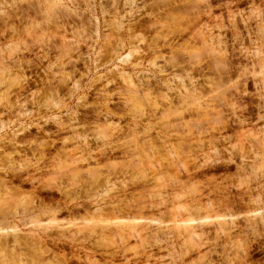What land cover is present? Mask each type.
<instances>
[{
    "label": "rangeland",
    "instance_id": "rangeland-1",
    "mask_svg": "<svg viewBox=\"0 0 264 264\" xmlns=\"http://www.w3.org/2000/svg\"><path fill=\"white\" fill-rule=\"evenodd\" d=\"M0 264H264V0H0Z\"/></svg>",
    "mask_w": 264,
    "mask_h": 264
},
{
    "label": "bare ground",
    "instance_id": "bare-ground-1",
    "mask_svg": "<svg viewBox=\"0 0 264 264\" xmlns=\"http://www.w3.org/2000/svg\"><path fill=\"white\" fill-rule=\"evenodd\" d=\"M45 212V211H44ZM47 212V211H46ZM63 237V236H62Z\"/></svg>",
    "mask_w": 264,
    "mask_h": 264
}]
</instances>
